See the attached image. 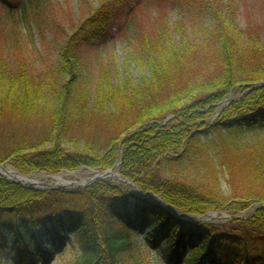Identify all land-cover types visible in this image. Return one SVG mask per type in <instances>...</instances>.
<instances>
[{"label":"trees","instance_id":"1","mask_svg":"<svg viewBox=\"0 0 264 264\" xmlns=\"http://www.w3.org/2000/svg\"><path fill=\"white\" fill-rule=\"evenodd\" d=\"M21 1L0 0L12 17L22 4L21 24L47 2ZM126 1L108 0L85 20L59 52L50 83L33 79L25 57L0 58V166L25 175L119 169L173 214L130 185L36 191L0 176V253L9 250L14 264H52L74 237L82 255L72 264H144L136 239L146 231L147 246L168 264H264V207L242 222L259 235L178 217L238 215L264 203V37L243 29L238 0H164L151 25L134 32L126 61L142 77L126 71L121 79L115 59L100 57L114 42V21L133 31ZM167 6L181 16L175 27ZM82 47L103 62L95 76L79 63ZM223 151L246 154L257 189L222 190ZM211 152L217 157L202 164Z\"/></svg>","mask_w":264,"mask_h":264},{"label":"rangeland","instance_id":"2","mask_svg":"<svg viewBox=\"0 0 264 264\" xmlns=\"http://www.w3.org/2000/svg\"><path fill=\"white\" fill-rule=\"evenodd\" d=\"M10 1V0H9ZM21 1V0H19ZM27 0H22L25 3ZM34 1V0H32ZM108 0H47L43 10L39 12H33L27 19L26 23L17 22L16 14H21L22 4L20 7L14 9L15 17L8 16L7 4L1 3L0 5V58L5 61L17 60L20 56L25 57L28 60L31 74L33 79L39 83H50L52 80L57 79V66L59 63V52L65 49V42L69 38H72L79 28L83 25L85 20L93 17L101 9ZM116 1V0H115ZM164 0H127L126 6L130 8L132 17L127 22L135 21L133 31L131 32L128 26L120 29L119 24L114 21L112 23V30L115 34L114 42L110 49L107 50L106 56L103 59L114 58L117 63L118 77L125 79V72L127 71L131 78L140 80L142 74L134 64L127 63L130 49L134 43V38L137 28H148L155 15V11H160L157 7L159 3ZM240 5V23L244 30L248 28L256 30L260 35L264 37V0H238ZM7 2V1H6ZM8 3V2H7ZM26 4V3H25ZM35 4L33 5V7ZM165 14L171 24V27H175L179 23L181 16H179L178 10L172 7H166ZM38 15V16H37ZM20 24V25H19ZM125 24V23H124ZM135 30V31H134ZM133 33V34H132ZM76 36V35H75ZM5 38V40H4ZM13 38L17 41L12 43ZM85 51V52H84ZM86 47H82L79 50L80 57L79 63L86 69V73L90 76H95L100 68L101 59L98 56H94L92 53L87 52ZM65 52V50H64ZM84 52V56L82 53ZM79 56V55H78ZM82 56V57H81ZM81 58V61H80ZM239 96L232 95L229 99L237 100ZM230 101V102H231ZM226 101L221 109L225 108L228 103ZM221 111V110H220ZM218 111L215 116L205 118V123L211 124L219 118L221 112ZM169 120V119H168ZM96 132L101 135L105 133L104 126L100 123L94 124ZM165 125V124H163ZM140 130H135L134 135ZM87 134V133H86ZM126 139L122 140L124 143ZM218 154V152H216ZM241 152L236 154L232 151H223L220 157V161H216L217 170L220 172L222 190L224 192L229 191V187L241 188L243 186L254 187L257 189V182L252 181L249 175L245 162L247 156ZM211 157V158H210ZM215 157H217L215 155ZM213 152L207 154V158L202 159V164L212 163L215 158ZM122 163V162H121ZM120 163V165H121ZM221 163L225 167H221ZM0 167H8L18 174L14 167L9 164L1 165ZM113 172L112 178H107V174ZM214 173L211 171V174ZM25 177H36L42 180L43 184L40 185V189L36 191H51L52 188H59L55 191L65 192H77L84 191L95 184L103 183L109 186H124L133 184L131 181L124 179L120 170H96L85 166H82L76 170H62L57 174L46 172H35L29 175L20 173ZM0 176L12 183L18 184L25 189L27 185H24L8 175L0 171ZM62 178V182L59 179ZM96 178V179H95ZM99 178V179H98ZM94 182L90 183L92 180ZM186 184V183H185ZM134 185V184H133ZM188 185V184H186ZM132 187V186H131ZM133 188V187H132ZM194 190H198V186ZM31 190V189H30ZM264 207V203L255 205L251 210L243 212L238 215H231L224 212H209L203 217L184 216L192 224L197 223L193 219H203L201 222L206 225H212L225 230L235 231L236 233H243V235H259V231L253 229L247 224H243V221H249L255 214ZM210 215V218H206ZM206 218V219H205ZM145 231L139 235L136 239L137 255L140 256L144 264H167L163 260V255L158 250L149 248L146 242ZM78 241L72 238V242L69 246L63 250L60 254L56 255L52 264H72L79 259L82 255L80 248L78 247ZM1 264H14V256L9 250H3L0 253Z\"/></svg>","mask_w":264,"mask_h":264},{"label":"bare ground","instance_id":"3","mask_svg":"<svg viewBox=\"0 0 264 264\" xmlns=\"http://www.w3.org/2000/svg\"><path fill=\"white\" fill-rule=\"evenodd\" d=\"M2 173L8 175L9 177L13 178L14 180L27 185V186H34L36 188H39L41 184H43L42 180L36 177H25L20 175V173L18 174L17 172L13 171L12 169H8V167H4L2 170ZM114 175H116L115 173L112 174H107V178H112ZM60 182H62V178L59 179Z\"/></svg>","mask_w":264,"mask_h":264},{"label":"water","instance_id":"4","mask_svg":"<svg viewBox=\"0 0 264 264\" xmlns=\"http://www.w3.org/2000/svg\"><path fill=\"white\" fill-rule=\"evenodd\" d=\"M263 84H260L259 86H262ZM3 169V167H0V170H2ZM113 172H110V173H108V174H112ZM96 179V178H95ZM95 179L94 180H92L90 183H92V182H94L95 181ZM99 179V178H98ZM131 186L133 187V189L135 190V192L137 193V194H139V196H141V197H143L145 200H147L148 198H151V199H154L156 202H157V204L158 205H160L161 207H163L164 209H168L169 210V208H168V206H166L165 205V203H163V201H161L160 200V198L159 197H157V196H154V195H151V194H148V195H144V194H142V192L139 190V188L137 187V186H135V185H133V184H131ZM27 188H30V189H36V190H38V189H40V188H36V187H34V186H26ZM52 189H55V190H58L59 188H57V187H55V188H52ZM172 211L171 210H169V213H171ZM172 214H173V212H172ZM206 218H210V215L209 216H207ZM205 218V219H206ZM194 221H196L197 223H194V224H199V223H202L201 221L203 220V219H199V218H197V219H193ZM187 222H188V219H187ZM190 222V221H189ZM188 222V223H189ZM204 223V222H203ZM190 224H192L191 222H190Z\"/></svg>","mask_w":264,"mask_h":264}]
</instances>
